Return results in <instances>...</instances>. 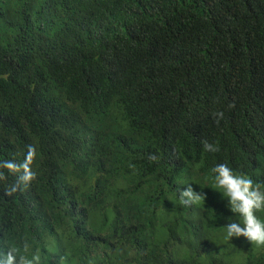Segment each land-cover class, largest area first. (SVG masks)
<instances>
[{
    "label": "trees",
    "instance_id": "obj_1",
    "mask_svg": "<svg viewBox=\"0 0 264 264\" xmlns=\"http://www.w3.org/2000/svg\"><path fill=\"white\" fill-rule=\"evenodd\" d=\"M28 145L27 187L7 195L19 173L0 168V260L92 264L129 242L149 264H264L242 235L228 238L241 258L198 253L154 223L172 222L188 184L206 216L239 223L212 188L218 164L264 192L251 171L264 156V0H0V162Z\"/></svg>",
    "mask_w": 264,
    "mask_h": 264
},
{
    "label": "clouds",
    "instance_id": "obj_2",
    "mask_svg": "<svg viewBox=\"0 0 264 264\" xmlns=\"http://www.w3.org/2000/svg\"><path fill=\"white\" fill-rule=\"evenodd\" d=\"M216 122L223 118V112L213 114ZM203 148L207 151H218L219 149L207 140L202 141ZM36 148L33 145L27 146V154L20 163L5 160L0 162V168H6L12 174L19 173L18 182L7 189V195L17 191L22 183L25 187L36 178V172L32 170V164L36 158ZM150 160H157L155 155H149ZM259 166L264 170V156H259L252 163L251 171ZM214 183L212 188L219 190L223 197L228 199L227 207L240 218V222L226 224L221 219H211L206 216L202 208L197 204L205 200V195L194 190L192 184L180 192V200H177V213L172 216L171 223H164L154 220L157 231H164L167 235L174 236L181 244L191 243L195 252H216L221 255L224 252L235 254L241 258L240 244L237 241L229 240L233 236H244L251 243L257 246H264V222L257 216L256 212L264 209V192L253 186V181L244 175H237L231 167L226 164H218L213 169ZM199 174V173H198ZM207 177L206 173H202ZM5 175L0 171V180ZM264 183V181H263ZM27 248V245L25 246ZM133 247L129 242L122 245L110 243L105 250H102L94 257L92 264H149L144 259L136 257L131 251ZM15 249H10L0 264H17ZM86 254V252H85ZM170 253H164L166 255ZM175 257L181 259V253L174 251ZM40 257L33 255L32 259L21 256L19 264H39ZM77 264H81L80 262Z\"/></svg>",
    "mask_w": 264,
    "mask_h": 264
}]
</instances>
